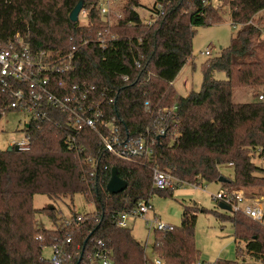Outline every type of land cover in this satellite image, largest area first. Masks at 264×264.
I'll list each match as a JSON object with an SVG mask.
<instances>
[{"label": "trees", "instance_id": "1", "mask_svg": "<svg viewBox=\"0 0 264 264\" xmlns=\"http://www.w3.org/2000/svg\"><path fill=\"white\" fill-rule=\"evenodd\" d=\"M78 1L0 0V44L20 32L35 51H48L59 62L54 78L67 83L64 91L74 83L94 85L100 92L113 90V103L108 105L103 97L100 102L106 117H116L125 135L153 128L162 107L177 105L176 119L169 123L166 135L157 137L151 163L128 162L107 152L94 131L73 129L68 113L45 106L43 121L26 124L30 150L0 151V264H52L42 259L43 247L62 243L69 235L73 242L65 247L67 251L81 254L85 247L82 259L75 256L73 264H87V254L98 239L112 249L114 264H152L146 247L129 227L118 226L115 215L140 201L149 203L154 192H171L173 188L154 186L156 168L184 182H217L247 191L263 186L264 190V170L253 159L254 150L264 146V102L232 100L236 88L264 91V39L259 28L264 25V0H221L239 30L229 47L203 65L201 90L186 96L177 93L173 82L192 56L195 27L222 21L219 5L214 6L212 0H165L161 17L148 25L135 9L138 0H130L123 18L109 27L99 0H84L86 25L72 22L69 14ZM108 30L116 37L102 47L97 43L98 33ZM217 71L225 72L227 79L216 80ZM11 85L24 87L15 81ZM9 98L0 86V120ZM145 101L151 103L152 113L145 111ZM225 165L233 168L230 177L220 171ZM113 167L128 182L127 189L118 194L107 190ZM221 176L228 180L220 182ZM36 194L53 199L82 194L94 203L95 211L65 219L55 206L49 207L44 212L55 228L41 229L33 206ZM198 210L186 206L180 226L167 232L157 230L153 252L163 264L200 260L194 241ZM217 215L231 220L236 240L246 243L245 251L253 261L243 258L215 264H264V227L241 213Z\"/></svg>", "mask_w": 264, "mask_h": 264}, {"label": "built area", "instance_id": "2", "mask_svg": "<svg viewBox=\"0 0 264 264\" xmlns=\"http://www.w3.org/2000/svg\"><path fill=\"white\" fill-rule=\"evenodd\" d=\"M221 0H218V5ZM214 5V4H213ZM217 5V6H218ZM216 6V5H214ZM165 0H157L149 16L144 17L148 25H153L164 12ZM138 8V7H137ZM135 8L138 12L139 10ZM100 12L105 16L109 27H112L118 19L123 18L124 10L115 12L114 0H103L99 5ZM81 13L88 15L83 9ZM140 13V12H139ZM250 23H253L251 20ZM256 25V23H253ZM257 27H259L257 25ZM264 39V25L259 27ZM116 35L110 30L99 31L97 43L105 47ZM84 40V44L88 43ZM210 55V51H206ZM68 69V65H64ZM60 70L59 62L51 58L46 50L35 51L28 39L20 32L6 43L0 44V86L2 91L10 95V101L2 109V113L9 110H22L32 115V120L43 121L46 117L43 109L51 105L69 114V121L73 129L81 132L85 129L94 131L103 148L114 157L128 162L142 159L145 163H151L155 153L157 137L166 135L169 123L176 119L177 105L162 107L156 112L157 124L148 127L139 135H125L116 117L111 120L106 117L105 110L100 102L101 97L110 105L115 101V93L109 88L103 91L96 90L94 85L88 83L71 84L68 90L64 81L55 82L54 73ZM24 84L23 88H14L11 82ZM257 101L264 102V91H259ZM144 109L152 113L153 108L149 101H145ZM20 151H28L31 148V140L25 132L23 139L14 142ZM254 162L264 170V146L254 150ZM154 186L160 190L174 188L183 183L201 186V183L184 182L175 177L169 171L154 169ZM218 204H224L231 208L233 213H241L264 227V190L262 192H249L241 187H222L219 192L212 195ZM152 206L150 203L140 201L136 207L129 210H121L115 215V221L119 227L127 228L129 220L148 213ZM155 230L167 232L174 229V225L157 221ZM39 238H42L40 236ZM73 242L69 235L62 243L50 246L53 249L52 264H73L72 259L83 257V252L74 253L65 249ZM45 248V246L43 247ZM112 249L103 239H98L92 250L87 254V264H114ZM43 259V257H42ZM152 264H163L160 259H154ZM196 264H215L209 261L198 260Z\"/></svg>", "mask_w": 264, "mask_h": 264}, {"label": "rangeland", "instance_id": "3", "mask_svg": "<svg viewBox=\"0 0 264 264\" xmlns=\"http://www.w3.org/2000/svg\"><path fill=\"white\" fill-rule=\"evenodd\" d=\"M157 0H138L137 8L142 17L149 16ZM103 0H99L101 4ZM130 0H114L115 12L124 10ZM218 5V0H212ZM219 12L223 19L218 24L196 26L193 38V53L191 58L182 68L176 77V91L179 95L185 96L192 90L199 92L202 88L204 73L203 65L210 59L218 56L222 49L231 45L232 37L237 34L239 27L231 23L229 8L227 4H219ZM264 18V15H261ZM80 25L88 23V15L80 13ZM210 51V55L206 54ZM216 80H226L227 75L223 71L214 73ZM260 90L254 87L236 88L232 100L236 103H248L257 101V94ZM32 120V115L22 110H9L3 114L0 120V151L7 150L14 142L25 136V127ZM178 135V134H176ZM220 171L226 177H230L233 168L230 165L220 167ZM222 185L217 182L202 183L201 186L183 183L175 186L171 192H154L149 203L152 208L143 216H137L129 220V228L136 240L146 247L150 260L160 259L159 255L152 251L157 230L154 229L157 221L162 223L180 226L186 206H196L199 210L194 233L196 248L199 250L200 260L215 263L218 260L252 262L253 259L246 253V243L237 241L235 229L231 220L221 218L220 215L233 216L234 213L221 209L213 200L212 195L221 190ZM263 186H257L249 192H262ZM33 206L36 211V223L41 229L52 230L55 228L49 214L44 212L51 206L56 207L57 214L65 219H70L73 214L86 215L95 211V205L89 202L82 194H76L73 198L53 199L45 194H36L33 199ZM134 219V220H133ZM240 249L242 251H240ZM53 256V249L50 246L43 248V259L50 261ZM244 256V257H243ZM244 258V259H243Z\"/></svg>", "mask_w": 264, "mask_h": 264}, {"label": "water", "instance_id": "4", "mask_svg": "<svg viewBox=\"0 0 264 264\" xmlns=\"http://www.w3.org/2000/svg\"><path fill=\"white\" fill-rule=\"evenodd\" d=\"M84 9V0H79L78 3L75 5V7L72 9V11L69 14V19L72 22H78L79 21V15L82 12V10ZM9 151L12 150H16V151H20L18 145H10L8 147ZM228 179L226 177L221 176L219 178L220 182H226ZM128 187V182L121 178L119 173H118V169L116 167H113L111 170V177L110 180L108 181L107 184V190L109 191V193L111 194H118L123 192L124 190H126ZM53 207V206H51ZM219 207L221 209H224L226 211H231V208L227 205L224 204H220ZM85 249V247H84ZM83 249V251H84ZM80 259H82V256L80 257Z\"/></svg>", "mask_w": 264, "mask_h": 264}, {"label": "crops", "instance_id": "5", "mask_svg": "<svg viewBox=\"0 0 264 264\" xmlns=\"http://www.w3.org/2000/svg\"><path fill=\"white\" fill-rule=\"evenodd\" d=\"M175 83H176V80H174V82H173V85H174V87H175ZM175 89H176V87H175ZM188 95V94H187ZM186 96V95H185ZM134 220V219H133ZM152 251H153V248H152Z\"/></svg>", "mask_w": 264, "mask_h": 264}]
</instances>
